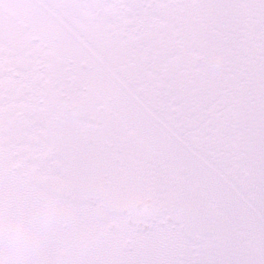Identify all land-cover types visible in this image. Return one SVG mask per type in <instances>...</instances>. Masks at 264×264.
<instances>
[{
	"label": "snow or ice",
	"instance_id": "obj_1",
	"mask_svg": "<svg viewBox=\"0 0 264 264\" xmlns=\"http://www.w3.org/2000/svg\"><path fill=\"white\" fill-rule=\"evenodd\" d=\"M0 264H264V0H0Z\"/></svg>",
	"mask_w": 264,
	"mask_h": 264
}]
</instances>
